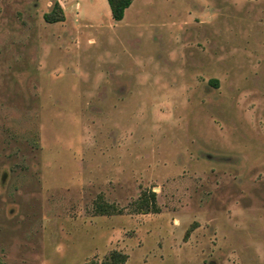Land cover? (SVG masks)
Instances as JSON below:
<instances>
[{
    "label": "rangeland",
    "instance_id": "rangeland-1",
    "mask_svg": "<svg viewBox=\"0 0 264 264\" xmlns=\"http://www.w3.org/2000/svg\"><path fill=\"white\" fill-rule=\"evenodd\" d=\"M114 251L264 264V0H0V264Z\"/></svg>",
    "mask_w": 264,
    "mask_h": 264
},
{
    "label": "trees",
    "instance_id": "trees-1",
    "mask_svg": "<svg viewBox=\"0 0 264 264\" xmlns=\"http://www.w3.org/2000/svg\"><path fill=\"white\" fill-rule=\"evenodd\" d=\"M110 9V17L113 22H120L124 19L126 10L130 7L133 0H106ZM46 23L54 24L62 22L64 17L61 13L59 5L54 4L53 9L43 16ZM216 84V81L214 82ZM156 195L153 192H143L135 203L136 210L141 213H157L155 209ZM112 205L97 204L96 212L98 214H109L113 210ZM127 256L120 252H112L109 257L101 264H125Z\"/></svg>",
    "mask_w": 264,
    "mask_h": 264
}]
</instances>
